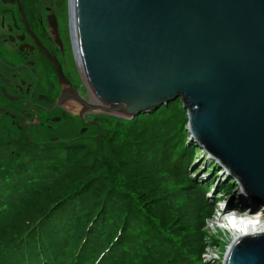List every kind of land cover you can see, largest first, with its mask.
<instances>
[{
  "label": "water",
  "instance_id": "1",
  "mask_svg": "<svg viewBox=\"0 0 264 264\" xmlns=\"http://www.w3.org/2000/svg\"><path fill=\"white\" fill-rule=\"evenodd\" d=\"M69 11L85 109L131 119L180 99L193 143L264 207V0H69ZM224 264H264V232L236 239Z\"/></svg>",
  "mask_w": 264,
  "mask_h": 264
},
{
  "label": "trees",
  "instance_id": "2",
  "mask_svg": "<svg viewBox=\"0 0 264 264\" xmlns=\"http://www.w3.org/2000/svg\"><path fill=\"white\" fill-rule=\"evenodd\" d=\"M118 121L90 140L0 137V264H198L209 183L188 173L199 148L188 143L181 100ZM168 178L198 210L193 248L187 230H171L182 214L161 198Z\"/></svg>",
  "mask_w": 264,
  "mask_h": 264
},
{
  "label": "flooded vegetation",
  "instance_id": "3",
  "mask_svg": "<svg viewBox=\"0 0 264 264\" xmlns=\"http://www.w3.org/2000/svg\"><path fill=\"white\" fill-rule=\"evenodd\" d=\"M90 96L69 0H0V127L18 131L19 138L11 139L34 143L32 132L41 144L93 138L89 131L100 127L103 115L85 109L81 100ZM61 123L77 134L62 139L54 133Z\"/></svg>",
  "mask_w": 264,
  "mask_h": 264
},
{
  "label": "rangeland",
  "instance_id": "4",
  "mask_svg": "<svg viewBox=\"0 0 264 264\" xmlns=\"http://www.w3.org/2000/svg\"><path fill=\"white\" fill-rule=\"evenodd\" d=\"M104 116H108V115H104ZM139 116H136L131 119L115 117L107 121L101 119V122L98 125L100 127H93L90 129L91 131H89V134L95 136L93 138H87V140L97 138L105 131L110 132L113 131L114 129L115 130L118 128L120 129L121 128L120 126H122V124H119L118 120L124 121L125 123L123 124V127H126L125 125L127 121H131ZM57 127L58 128L56 129V132L54 131V133L61 136L62 139L64 140H66L69 137L75 136L78 132V129H76V127L71 125L69 126L68 124L66 125L61 123L57 125ZM31 134L33 136V139H35L33 141L41 142L42 137L36 135L33 132ZM0 137L2 138V140H9L12 137H16V139L17 137L19 138L18 131H16V129H14L12 125L11 126L4 125L0 127ZM188 143H193V141L188 140ZM36 144H41V143H36ZM201 151H202L201 149L200 150L198 149V151L195 152V161L192 163L188 171L189 175H191V178H193V180L197 181L198 183L200 184L209 183V188L203 194H204V198H206V200L208 201L209 203L208 206L211 208V210L208 213V215L203 219L204 222L201 227V231L203 234L200 238L201 240L200 244H203L204 246L199 253L200 261L198 262V264H224L227 252L229 250V247L233 243L234 237L232 236L233 235L232 233L218 228V224L221 223L220 222V219L222 217L221 210H225L224 206L226 205L231 207L230 205H234V204H237L236 206H239L240 208L239 210L241 211L248 209V210H256L262 212L264 211V207H258L254 205L248 207L247 204H245L244 202V200L246 201L245 199L246 197H243V195L241 196L240 193L232 192L230 194H227V192H225L224 189L222 190V186L229 184L228 181L220 174L218 169L210 160L209 156ZM164 184L167 186V187L164 186L166 187V192L163 194L161 198H163V201L167 202V205L169 207H171L174 210H177L178 213L182 214V217L179 219V221L182 223L179 225H176V223H174L171 226L172 228L171 230L175 231L176 233H180L181 231L183 232V230L184 231L187 230V232H184V235H186V237L184 236L185 243L187 244V249H189L188 245L193 248L195 244H197L200 240L199 237H196L193 234L188 235V231L190 229V225L194 226L195 224V218L193 215L196 213V212L194 213V211L197 208H195L194 206L192 208H189L187 206V203L185 202L186 199L184 198L185 193L182 190L177 191V188H174V184L171 181V179L168 178ZM228 198H230L229 201ZM234 201L235 202L239 201V202L235 203ZM200 210H202V206ZM165 216L167 217V215ZM180 225L183 226L181 227Z\"/></svg>",
  "mask_w": 264,
  "mask_h": 264
},
{
  "label": "bare ground",
  "instance_id": "5",
  "mask_svg": "<svg viewBox=\"0 0 264 264\" xmlns=\"http://www.w3.org/2000/svg\"><path fill=\"white\" fill-rule=\"evenodd\" d=\"M236 205L237 204L230 205L231 210L225 215L227 218L233 219V229H230V233H232L234 237L233 242L242 235L264 232V211L261 212L248 209L241 211L239 210V206Z\"/></svg>",
  "mask_w": 264,
  "mask_h": 264
}]
</instances>
